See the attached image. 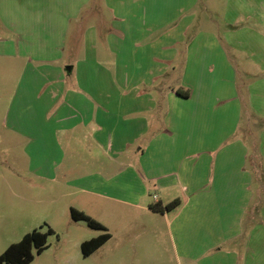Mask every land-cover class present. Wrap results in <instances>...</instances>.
I'll return each mask as SVG.
<instances>
[{
  "label": "crops",
  "instance_id": "obj_1",
  "mask_svg": "<svg viewBox=\"0 0 264 264\" xmlns=\"http://www.w3.org/2000/svg\"><path fill=\"white\" fill-rule=\"evenodd\" d=\"M5 91L15 183L104 210L143 264H264V0H0Z\"/></svg>",
  "mask_w": 264,
  "mask_h": 264
},
{
  "label": "rangeland",
  "instance_id": "obj_2",
  "mask_svg": "<svg viewBox=\"0 0 264 264\" xmlns=\"http://www.w3.org/2000/svg\"><path fill=\"white\" fill-rule=\"evenodd\" d=\"M9 95V91L4 92L0 105V134L3 138L8 134L3 124ZM250 119L245 108L241 129L245 136L251 135ZM3 147L6 151V142ZM16 165L8 156L0 154V254L11 243L22 239L27 232L35 228L45 231L51 226L55 232L48 237L49 246L41 253L34 250L35 257L29 264H143L139 259L145 255V237L133 236L134 234L126 236L122 226L114 223L110 227L106 225L107 229H102L90 226L85 220H75L70 207L71 203L78 204V194L61 193L53 189L49 192L42 184L34 186V177L22 176L18 183H15L16 178H11L8 174L14 172ZM27 181L33 183L29 185ZM11 185L13 189L10 188ZM93 213L95 217L89 215L100 222L108 221L109 214L104 210H93ZM117 225L118 228H115ZM106 231L111 232V238L93 253L84 256L82 242ZM154 245L155 248L150 249L151 262L146 264H178L171 256L170 250L168 256L157 257L160 249ZM164 250L167 252L166 248Z\"/></svg>",
  "mask_w": 264,
  "mask_h": 264
},
{
  "label": "trees",
  "instance_id": "obj_3",
  "mask_svg": "<svg viewBox=\"0 0 264 264\" xmlns=\"http://www.w3.org/2000/svg\"><path fill=\"white\" fill-rule=\"evenodd\" d=\"M180 203L181 199L176 198L167 204L161 202L151 203L150 207L155 211L165 212L174 209ZM71 214L75 220H85L94 228L107 229L105 224L83 210L72 207ZM54 232L55 230L51 226L45 231L40 228H35L32 231L27 232L22 239L11 243L7 249L0 254V264H29L35 257L34 250H36L37 253H41L46 249L49 246L48 237ZM111 236V232L106 231L98 236L84 240L81 244L84 256L93 253L109 240Z\"/></svg>",
  "mask_w": 264,
  "mask_h": 264
}]
</instances>
